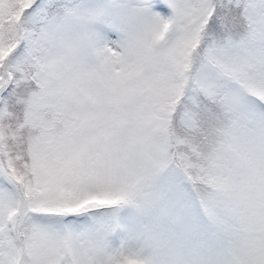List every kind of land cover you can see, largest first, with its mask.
<instances>
[{
    "label": "snow or ice",
    "instance_id": "6c2138e0",
    "mask_svg": "<svg viewBox=\"0 0 264 264\" xmlns=\"http://www.w3.org/2000/svg\"><path fill=\"white\" fill-rule=\"evenodd\" d=\"M0 264H264V0H0Z\"/></svg>",
    "mask_w": 264,
    "mask_h": 264
}]
</instances>
